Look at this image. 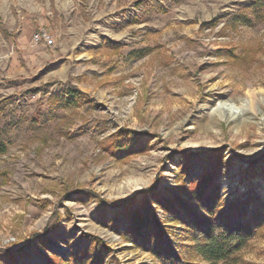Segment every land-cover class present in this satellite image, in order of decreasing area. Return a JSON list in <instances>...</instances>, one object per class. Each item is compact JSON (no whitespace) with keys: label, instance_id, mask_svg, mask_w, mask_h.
Listing matches in <instances>:
<instances>
[{"label":"rangeland","instance_id":"rangeland-1","mask_svg":"<svg viewBox=\"0 0 264 264\" xmlns=\"http://www.w3.org/2000/svg\"><path fill=\"white\" fill-rule=\"evenodd\" d=\"M251 2L0 0V264L67 257L86 233L108 245L102 264H158L118 233L131 199L206 264L151 193L218 166L226 200L264 202V21L237 18ZM40 29L50 45L32 40ZM69 87L77 102L55 99ZM228 100L245 112L212 111ZM240 264H264V236Z\"/></svg>","mask_w":264,"mask_h":264},{"label":"trees","instance_id":"trees-1","mask_svg":"<svg viewBox=\"0 0 264 264\" xmlns=\"http://www.w3.org/2000/svg\"><path fill=\"white\" fill-rule=\"evenodd\" d=\"M243 9L237 16L240 22L249 25L264 21V0H252ZM141 55L143 52L136 56ZM79 93L74 87H69L65 97H54L75 103ZM129 135L125 136L130 139L132 135ZM123 141L120 140L121 143L115 147H120ZM126 144L120 149L127 150ZM217 173L218 166H215L188 183L183 181L177 192L170 193V197L151 193L153 189H145L141 193H151L153 204L174 215L181 227L176 234L168 232L179 242H188V245L181 243V246L188 250L190 256H196L206 264H240L241 252L249 242L257 236H264V202L248 209L246 203L239 199L226 200L216 182ZM134 203L133 199L122 201L127 225L118 233L123 240L150 252L158 264H197L186 260L184 253L172 245L173 239L166 236L165 225L143 199L138 201L137 207ZM86 237L84 249L72 251L67 257L54 254L47 264H102L111 252L108 245L98 236L86 233ZM8 256L10 264L18 263L14 254Z\"/></svg>","mask_w":264,"mask_h":264},{"label":"bare ground","instance_id":"bare-ground-1","mask_svg":"<svg viewBox=\"0 0 264 264\" xmlns=\"http://www.w3.org/2000/svg\"><path fill=\"white\" fill-rule=\"evenodd\" d=\"M245 110H246V104L244 102L235 103L229 100L219 102L212 109V111L218 112L221 115V117L230 116L231 118L243 114Z\"/></svg>","mask_w":264,"mask_h":264},{"label":"built area","instance_id":"built-area-1","mask_svg":"<svg viewBox=\"0 0 264 264\" xmlns=\"http://www.w3.org/2000/svg\"><path fill=\"white\" fill-rule=\"evenodd\" d=\"M32 40L34 43H45L50 45L53 42L52 35L49 34L45 29H40L33 33Z\"/></svg>","mask_w":264,"mask_h":264}]
</instances>
